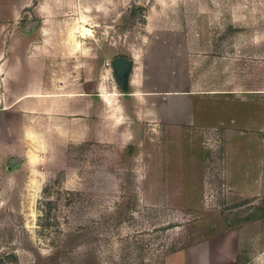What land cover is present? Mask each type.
<instances>
[{
    "label": "rangeland",
    "instance_id": "1",
    "mask_svg": "<svg viewBox=\"0 0 264 264\" xmlns=\"http://www.w3.org/2000/svg\"><path fill=\"white\" fill-rule=\"evenodd\" d=\"M8 1L0 63L15 44L11 61L47 59L55 78L99 96L105 74L118 86L107 62L136 54L142 91L118 86L130 123L117 130L102 101L92 131L77 116L79 141H54L42 125L39 165L33 144L10 171L0 152V264H264V0H116L84 25L92 36L77 33L90 52L75 58L68 34L91 11L67 3L46 36L28 35L30 2L17 3L15 23Z\"/></svg>",
    "mask_w": 264,
    "mask_h": 264
},
{
    "label": "crops",
    "instance_id": "2",
    "mask_svg": "<svg viewBox=\"0 0 264 264\" xmlns=\"http://www.w3.org/2000/svg\"><path fill=\"white\" fill-rule=\"evenodd\" d=\"M26 1L30 2V4L27 3L24 6L26 12L28 11L29 20L22 28L23 32L28 35L34 33L36 35L39 32L40 34L42 33L43 36H46L48 31L45 24L49 21L58 23V10L65 4L72 3L74 7H77L78 11H82V8L83 12H86L85 10L91 11L87 12L85 16L90 19H95L97 17L106 18L111 9V3L116 0H88L87 6H82V0H36L38 2L36 4L33 2L34 0H10L7 3V17L10 18V20L14 19L16 23L18 16L21 17L22 15V12H19L18 4L22 2L26 3ZM118 1L122 2L123 0ZM42 6L47 9L44 13L41 12ZM32 13H36L40 17V20L30 19V17L33 16ZM232 16L234 18V11ZM33 20H37L38 24L27 30V24ZM93 30L96 31L95 27H93ZM118 30L121 34L122 32L126 33L128 28L118 26ZM193 31L194 30L191 32L184 31L183 34L191 36L196 33ZM152 32L153 31L150 33L152 34ZM235 34V32L232 33L233 39ZM191 41L192 39L190 37L184 40L187 47L188 43ZM160 44L162 45V43ZM236 45L237 44L233 43V47ZM4 46H8V54L0 63V152L2 151L4 154L8 166L10 159L12 157H17L22 147L25 148L26 145L30 146V144H32L26 139L25 133L27 131L38 133L43 139H46L43 133L39 132L43 130L42 127L44 126L46 132H51L49 137H55L54 141H67V143L79 141L80 129L79 125L76 124L79 122L77 116H83L85 120L88 118L89 130H93V122L98 114L97 107L98 104L101 103L100 96L86 92L80 93V88L66 84L62 82L60 78H55L54 71L48 69V67H53L54 65L47 59L39 62V64H37L38 60H30V62H27V60L25 61L21 58H15L14 61H11L9 53L19 50V47L11 43ZM236 47V52L232 49L231 58H227L226 60V63L233 67L231 70L232 72H234V70L235 72H237V70L239 71V65H237L236 61L239 45ZM133 56L134 66L130 75L129 89L137 85L135 87L136 90L141 92L142 82L135 78L138 71L136 54ZM186 57L190 60V52L186 51ZM102 63L104 64L103 61ZM98 74V71L95 72V75ZM233 77L234 75H232V79ZM24 79L25 83L22 82ZM234 80L235 78L233 82ZM15 83H17L18 88L14 87ZM93 87L98 89L96 83H93ZM225 239L229 244L234 246V236H226ZM219 254L222 255L221 252ZM221 258L222 260L224 259V261L226 260V258ZM227 262H229V260H227Z\"/></svg>",
    "mask_w": 264,
    "mask_h": 264
},
{
    "label": "clouds",
    "instance_id": "3",
    "mask_svg": "<svg viewBox=\"0 0 264 264\" xmlns=\"http://www.w3.org/2000/svg\"><path fill=\"white\" fill-rule=\"evenodd\" d=\"M45 7H41V12H46ZM90 18L81 16L77 24V28L73 29L68 34L66 41L67 55L69 57L87 56L89 55L90 49L84 47L83 44L77 40V33L82 36H92V31L88 27H84L85 24H90ZM111 80V74H105L101 77V83L98 85V94L104 105L102 119L106 122V126L111 130H117L122 125L130 123L129 117L126 115L124 106L121 102V90L116 83H111L109 86L108 81ZM134 97L136 94H133ZM138 99V97H136ZM26 139L29 140L34 148L28 155L29 164L32 166L39 165L42 163V153L46 151V145L42 136L38 133L27 131L25 133Z\"/></svg>",
    "mask_w": 264,
    "mask_h": 264
},
{
    "label": "water",
    "instance_id": "4",
    "mask_svg": "<svg viewBox=\"0 0 264 264\" xmlns=\"http://www.w3.org/2000/svg\"><path fill=\"white\" fill-rule=\"evenodd\" d=\"M38 24L37 20L29 22L26 26V29L29 30L31 27H34ZM134 60L128 58L124 55L116 56L111 63V68L115 79L124 94L129 92L130 86V75L133 70ZM23 162V159L20 157H12L9 162V170L14 167H17L20 163Z\"/></svg>",
    "mask_w": 264,
    "mask_h": 264
},
{
    "label": "built area",
    "instance_id": "5",
    "mask_svg": "<svg viewBox=\"0 0 264 264\" xmlns=\"http://www.w3.org/2000/svg\"><path fill=\"white\" fill-rule=\"evenodd\" d=\"M107 64H108L109 66H111V62H110V61H108Z\"/></svg>",
    "mask_w": 264,
    "mask_h": 264
}]
</instances>
